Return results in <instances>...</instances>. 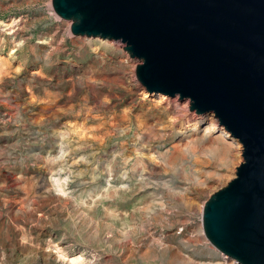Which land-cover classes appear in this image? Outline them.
Segmentation results:
<instances>
[{"label": "rangeland", "instance_id": "374dc122", "mask_svg": "<svg viewBox=\"0 0 264 264\" xmlns=\"http://www.w3.org/2000/svg\"><path fill=\"white\" fill-rule=\"evenodd\" d=\"M71 24L51 0H0V264H238L203 210L243 144L136 84L123 41Z\"/></svg>", "mask_w": 264, "mask_h": 264}, {"label": "water", "instance_id": "95a60500", "mask_svg": "<svg viewBox=\"0 0 264 264\" xmlns=\"http://www.w3.org/2000/svg\"><path fill=\"white\" fill-rule=\"evenodd\" d=\"M74 35L121 40L147 93L190 99L243 144L229 184L205 203L209 241L264 264V0H51Z\"/></svg>", "mask_w": 264, "mask_h": 264}, {"label": "bare ground", "instance_id": "6f19581e", "mask_svg": "<svg viewBox=\"0 0 264 264\" xmlns=\"http://www.w3.org/2000/svg\"><path fill=\"white\" fill-rule=\"evenodd\" d=\"M162 96H164V95H162ZM205 130L208 131V132L216 131L217 130V125L212 123V122H209V123H207V126L205 127ZM217 136L218 137H223V138H228L226 141H224V143H225L224 145H225V147L227 149H230V148L235 146V143L233 142V140L229 138V132L225 131L224 129H219V135H217ZM79 260H80L79 256L75 257V258L70 260V264H79Z\"/></svg>", "mask_w": 264, "mask_h": 264}]
</instances>
